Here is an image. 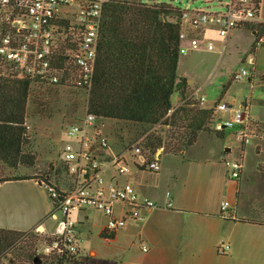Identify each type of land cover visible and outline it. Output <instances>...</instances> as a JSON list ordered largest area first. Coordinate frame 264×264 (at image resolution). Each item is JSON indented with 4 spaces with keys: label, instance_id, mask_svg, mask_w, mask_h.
Wrapping results in <instances>:
<instances>
[{
    "label": "built area",
    "instance_id": "1",
    "mask_svg": "<svg viewBox=\"0 0 264 264\" xmlns=\"http://www.w3.org/2000/svg\"><path fill=\"white\" fill-rule=\"evenodd\" d=\"M106 2L0 0V75L19 73L32 82L55 84L64 80L67 83L70 77L62 76L63 68L60 67L65 62V66L73 65L77 70V87L88 93L97 63ZM223 5V11L180 9L176 18H170L179 24V54L200 47L212 49V43L206 40L210 31L227 37L238 26L256 20L254 0H226ZM263 41L264 34L256 39L255 48ZM246 59L253 63V55H247ZM247 74L248 71L242 69L233 73L231 79L239 81ZM199 101L202 104L204 97ZM215 112H231L228 119L215 118V130L231 129L241 144H247L255 135V131L245 123L242 107L218 101ZM102 120L86 109L79 121L65 127L66 141L60 152V161L68 181L65 186L50 180L42 183L53 204L54 212L50 217L56 221L57 227L50 234L53 240L40 245L38 254L78 253L77 223L72 216L73 211L82 212L88 207L96 209L106 218L103 231L111 233L122 229L128 220L142 219L143 211L156 206L154 200L140 197L135 186L128 180H120V176L130 173L131 168L159 171L161 165L157 156L148 157L139 141L114 150L102 132ZM225 166L230 178L240 176L241 158L226 160ZM168 195L169 192L166 193ZM170 205L168 201L167 206ZM220 208L232 217L228 201H222ZM35 229L44 232L39 226ZM228 248V243L221 242L216 252L223 255Z\"/></svg>",
    "mask_w": 264,
    "mask_h": 264
},
{
    "label": "trees",
    "instance_id": "2",
    "mask_svg": "<svg viewBox=\"0 0 264 264\" xmlns=\"http://www.w3.org/2000/svg\"><path fill=\"white\" fill-rule=\"evenodd\" d=\"M254 1L257 8L259 0ZM179 13L180 8L169 2L107 0L103 7L97 63L86 109L99 119L145 125L140 144L150 158L162 148L163 153L185 159V151L196 142L199 132L221 136L223 131L213 128L215 105L220 99L210 107L203 106L188 94L187 79L177 74L179 24L173 19ZM254 28L256 39L264 34L263 23H256ZM60 67L62 76L66 74L70 81L50 85L77 87L75 67L65 66V62ZM31 82L19 73L0 75V183L48 181L35 174L3 172V168L16 170L36 163L25 125ZM177 93L182 102L174 106L172 96ZM249 125L255 132H263L264 125ZM258 169L264 181V166ZM35 228H0V264H84L78 253L38 254L37 248L50 243L53 236ZM114 233L102 230L100 236L112 238Z\"/></svg>",
    "mask_w": 264,
    "mask_h": 264
},
{
    "label": "crops",
    "instance_id": "3",
    "mask_svg": "<svg viewBox=\"0 0 264 264\" xmlns=\"http://www.w3.org/2000/svg\"><path fill=\"white\" fill-rule=\"evenodd\" d=\"M259 22H264V0H259L255 22L238 26L227 37H220L214 30L207 33L206 40L212 43L213 48L206 49L219 60L227 43L237 45L245 41L252 46L257 35L254 25ZM214 43L218 46L215 47ZM204 48L190 50L188 53ZM261 49L253 54L251 63L253 71L256 69ZM242 60L246 61V57L244 56ZM258 72L259 85L264 87V68ZM178 76L187 79L194 98L200 99L201 96L195 94L197 91L194 88L195 81L183 74ZM254 78V74L253 77L248 76L251 86ZM174 95L176 96L173 100ZM174 95L172 105L177 106L182 100L179 93ZM205 101L206 99L202 103L203 106L212 105ZM225 102L233 107H242L247 124L264 125V112L253 110L254 106L264 109V98L261 95L255 102L252 96H249L236 106L232 100ZM220 115L224 117L220 116L222 119H228L231 112H220ZM205 133L209 135L208 132ZM254 137L260 138L264 135ZM196 143L197 141L187 148L185 159L168 154L175 160L173 166L166 167L165 163H161V168L157 172L140 169L130 172L127 179L129 180L130 176V179L136 180V184L149 180L153 182L151 186L147 184L141 190L136 189L140 197L153 199L156 206L143 211L142 219L128 220L112 238L100 236L104 221L97 229L98 242L89 248L87 253L89 258L84 260V264H264V181L260 171L256 170L252 176L247 174L242 159L240 176L236 179L230 178L225 161L229 159L228 152L231 148L212 149L208 145V150L202 145L204 153L195 157L188 156L186 152ZM256 148L259 149L260 146L257 145ZM162 154L163 150L157 155L159 162ZM260 165L264 166V163ZM144 172L146 174H142L141 177L140 174ZM46 178H50V174H47ZM37 181L24 182L40 185ZM256 189L260 192L255 194ZM167 190L170 191L168 196ZM224 200L230 204L229 213L232 217L220 208ZM168 201L171 203L170 206H167ZM50 204L53 205L51 201ZM52 212L53 206L49 217ZM87 217V214L83 215L84 219ZM82 220L78 219L79 224ZM37 226L43 228L45 234L50 235L54 232L49 231L43 222H39L35 227ZM10 229L25 231L32 227L15 226ZM76 229L79 240L81 231L77 226ZM221 242L229 244L223 255L216 252V247ZM80 251L79 246L78 255Z\"/></svg>",
    "mask_w": 264,
    "mask_h": 264
},
{
    "label": "rangeland",
    "instance_id": "4",
    "mask_svg": "<svg viewBox=\"0 0 264 264\" xmlns=\"http://www.w3.org/2000/svg\"><path fill=\"white\" fill-rule=\"evenodd\" d=\"M142 1L169 2L180 9L204 8L213 11H223V2L226 0ZM254 43L252 46L246 44L245 41H241L237 45L227 43L219 60H217L215 54L206 48L197 50V52H187L185 57H182L183 54H179L177 73L193 79L195 81L194 88L197 90L195 94L204 97L206 99L205 102L208 104L213 105L220 99V101L232 100L236 106L249 96H252V100L255 102L260 95L264 98V87L259 85L260 73L258 72V70L264 68V41L258 48H254ZM214 46L217 47L218 44L214 43ZM259 48L262 49L255 66L256 69L253 71L250 61L247 59L243 61L242 59L244 56L247 57L248 52H251L248 55L255 54ZM242 69L247 70L248 74L239 81L232 80L231 75L240 72ZM253 74L255 78L253 79V86H251L248 76L251 75L253 77ZM187 85L188 94L195 97L190 90V85L188 83ZM87 96L86 90L69 84L56 86L31 82L27 99L25 125L27 136L30 139V150L37 158L36 163L32 167L20 166L16 170L3 168L4 174L8 175L16 172L28 175L35 174L36 177H46L47 174H50L48 180L59 186H65L68 181V175L60 161V152L66 141L65 127L68 124L79 121L83 117L87 106ZM253 110L264 112V109L257 106H254ZM216 114L217 118H224L220 115V112ZM101 122L103 124L101 126L102 132L107 135L108 142L114 150L127 147L134 141L141 142L144 136L143 133L147 128L145 125L114 119H103ZM245 123H248L247 120H245ZM221 134V136H218L214 133H209L208 135L205 132H199L196 145L186 152L187 155L192 157L200 156L202 152H205L201 149L202 145L208 150V145L212 149L215 147L222 149L229 147L231 150L228 152V160L242 157L241 160L243 159L245 172L249 175L251 174V176L254 175L256 170H259L258 166L264 163V137L257 138L254 136H263V132L259 134L258 129H256L255 135L250 137V141L247 144L238 142L229 128H225ZM257 145L260 146L259 149L256 148ZM160 149L162 148L157 149L155 156L160 154ZM160 161V165L165 163L166 167H170L173 166V161L175 160L170 155L163 153ZM132 170L134 168H131ZM129 174L121 175L120 180H126ZM142 174L146 173H141V177ZM37 180L42 181L41 179ZM128 181L136 186L135 188L138 190H141L147 184L151 186L153 183L149 180L148 182L143 181L140 184H136V180L130 179V176ZM39 184L41 185V183ZM40 185L24 181L0 183V226L6 228H14L15 226L34 228L39 222H43L49 231H55L57 227L56 221L51 220L49 217V212L52 210L53 205L50 204L46 189L43 185ZM259 192L260 190L258 189L254 191L255 194ZM57 213L59 214V212ZM84 214L88 216L85 219L83 218ZM72 216L77 223L76 226L81 231L78 241L81 251L78 258L84 261L89 258L87 255L89 248L98 242L97 229L103 225L105 216L91 207L82 212L73 211ZM78 219H83L82 223L80 222L79 224Z\"/></svg>",
    "mask_w": 264,
    "mask_h": 264
},
{
    "label": "water",
    "instance_id": "5",
    "mask_svg": "<svg viewBox=\"0 0 264 264\" xmlns=\"http://www.w3.org/2000/svg\"><path fill=\"white\" fill-rule=\"evenodd\" d=\"M228 149H229V148H227V150H228ZM160 151H162V149H160ZM37 183H41V185H43V184H42V181H40V180H38Z\"/></svg>",
    "mask_w": 264,
    "mask_h": 264
}]
</instances>
